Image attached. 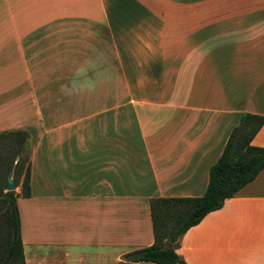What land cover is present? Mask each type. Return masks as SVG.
Wrapping results in <instances>:
<instances>
[{
  "label": "crops",
  "instance_id": "0c3cea01",
  "mask_svg": "<svg viewBox=\"0 0 264 264\" xmlns=\"http://www.w3.org/2000/svg\"><path fill=\"white\" fill-rule=\"evenodd\" d=\"M0 42V131L33 138L30 195L16 197L25 264H118L150 246V200L203 195L240 114L264 116V0H0ZM14 68L20 104L33 80H129L135 92L128 108L90 110L100 94L81 87L64 124L40 102L38 118L32 105L10 124ZM251 144L264 147V123ZM176 251L188 264H264V169Z\"/></svg>",
  "mask_w": 264,
  "mask_h": 264
},
{
  "label": "trees",
  "instance_id": "16d2710c",
  "mask_svg": "<svg viewBox=\"0 0 264 264\" xmlns=\"http://www.w3.org/2000/svg\"><path fill=\"white\" fill-rule=\"evenodd\" d=\"M264 123V116L241 113L218 160L210 167L203 195L196 197H156L150 200L154 242L124 255L118 264L151 261L155 264H188L177 253L182 235L198 224L206 214L222 208L231 198L264 169V147L251 144L252 138ZM29 134L25 129L0 131V182L9 208L4 219L5 232L0 236V264H25L20 239V221L16 197L6 191L7 177L12 175L16 187L23 181L20 194L30 195Z\"/></svg>",
  "mask_w": 264,
  "mask_h": 264
},
{
  "label": "rangeland",
  "instance_id": "374dc122",
  "mask_svg": "<svg viewBox=\"0 0 264 264\" xmlns=\"http://www.w3.org/2000/svg\"><path fill=\"white\" fill-rule=\"evenodd\" d=\"M37 39L40 45H46L51 41L50 40L51 38H37ZM64 39L65 38H61V40L63 41ZM89 39L91 40L92 38H88V40ZM108 39L110 41V37ZM122 39L125 40L124 38H118L119 44L121 45V47H125L124 43L122 42ZM68 40H75V38H68ZM125 41L127 43L130 42L127 39ZM15 46H16V38H10V42H9L10 52L7 55H9L10 60L14 62L17 61L16 53L13 52L14 51L13 48ZM128 54L129 53H124L123 56L128 57ZM32 56H34L38 64H44V59L42 60V58L48 56V53L34 54V52H32L26 54V58L27 57L31 58ZM9 71H10L9 80H6L5 82L7 83L9 82L11 84L16 80V72H15L16 68H14V70L10 69ZM130 71L132 70H128V72ZM130 81L134 83L143 80H130ZM144 81L150 82V80H144ZM16 82L17 80L14 83L15 85L10 87L11 89L8 90L7 94L6 92L4 93V95H6L4 100L8 99V105L12 108L11 115L16 116V119L12 117V122L14 123H10V124H18L20 122H24L26 117L32 113V111L28 112L29 109L32 107V105L34 107L35 117L38 118L40 116L39 113H36V109L38 111V107H37L38 102H40L39 105L45 104L50 106V109H47L49 111V116H51L52 118H56L52 122L53 124H58V125L64 124L66 121V119H64L65 111L69 113H74L77 109L81 107L80 106L81 102L77 100L78 94L81 92V87L83 88L84 92L89 94L90 96L95 95L97 93L100 94L98 101H93V99H91V101L88 102L90 104V108H89L90 110L108 108V107H112L114 104L116 105V107L118 104H120L122 109L125 107L128 108L130 106V104L128 103V98L130 96V93L135 92V89H133L135 87H133V84L131 86L129 85V80H33L32 84L30 82L28 88L25 90L27 91L26 94L28 93V96L26 97L24 104H20L16 100V97L18 94H21V91L19 90V86L16 85ZM9 83L8 85H10ZM29 88L30 90H28ZM144 93L145 92L142 89L136 92L138 96ZM38 94L42 95L44 99L37 100ZM101 94H103L105 97H102ZM34 97L35 100H33ZM118 97L120 99H117ZM31 110H33V108H31ZM44 112L45 111H42L41 114H43ZM127 115L128 112L126 111L125 113L124 111L122 112L121 126L129 125ZM40 119L41 118H39V120ZM26 130L29 134L30 147H32L33 138H31L32 137L31 131H29L28 129ZM30 163H31V156H30ZM22 181H23V177L21 176L19 178V183H18L19 190L22 185ZM1 188H3L2 182H0V189ZM6 191L7 189L4 190V192ZM14 191L18 193L17 187ZM8 208L9 205L7 199L4 196L0 195V236L5 232V230H3L5 227L4 219L6 217V211L8 210Z\"/></svg>",
  "mask_w": 264,
  "mask_h": 264
},
{
  "label": "water",
  "instance_id": "95a60500",
  "mask_svg": "<svg viewBox=\"0 0 264 264\" xmlns=\"http://www.w3.org/2000/svg\"><path fill=\"white\" fill-rule=\"evenodd\" d=\"M16 189V184L12 175L7 177V191H13Z\"/></svg>",
  "mask_w": 264,
  "mask_h": 264
}]
</instances>
